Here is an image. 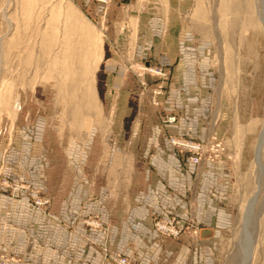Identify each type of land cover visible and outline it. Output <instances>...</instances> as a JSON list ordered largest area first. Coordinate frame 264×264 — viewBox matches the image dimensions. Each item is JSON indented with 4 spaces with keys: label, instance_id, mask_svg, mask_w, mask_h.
<instances>
[{
    "label": "crops",
    "instance_id": "1",
    "mask_svg": "<svg viewBox=\"0 0 264 264\" xmlns=\"http://www.w3.org/2000/svg\"><path fill=\"white\" fill-rule=\"evenodd\" d=\"M160 9L166 13L165 6L151 7ZM149 10L143 6L128 18L135 31L126 53L114 39L112 58H103L113 79L107 96L122 100L101 102L100 116L90 123H57L41 105L32 113L23 100L0 129V264L5 257L21 258V264H113L104 247L137 264H217L222 231L232 222L224 110L203 73L175 47L178 20L169 10L164 25L155 16L144 24ZM147 65L171 72L157 106L151 90L161 81L143 74ZM141 81L149 87L144 90ZM170 115L177 118L173 124L166 123ZM168 134L221 140L224 156L186 164L168 145ZM2 180L29 189L13 196ZM37 193L52 199L47 212L29 204ZM161 216L182 226L195 223L200 238L160 236L153 220Z\"/></svg>",
    "mask_w": 264,
    "mask_h": 264
},
{
    "label": "rangeland",
    "instance_id": "2",
    "mask_svg": "<svg viewBox=\"0 0 264 264\" xmlns=\"http://www.w3.org/2000/svg\"><path fill=\"white\" fill-rule=\"evenodd\" d=\"M163 5L166 13L151 10ZM143 6L150 8L144 24L155 16L164 25L169 10L178 20L175 47L224 110L232 222L222 231L217 264H242L247 246V264H264V0H0V129L23 100L57 123H90L101 102L119 101L107 96L113 79L103 58H112L114 39L126 53L135 28L128 18Z\"/></svg>",
    "mask_w": 264,
    "mask_h": 264
},
{
    "label": "built area",
    "instance_id": "3",
    "mask_svg": "<svg viewBox=\"0 0 264 264\" xmlns=\"http://www.w3.org/2000/svg\"><path fill=\"white\" fill-rule=\"evenodd\" d=\"M143 74L151 76L153 79L161 81V84L154 87L151 90V102L157 106L159 102L156 97L164 93V86L162 82L169 80L171 72L169 69L160 65H147L142 69ZM142 88L145 90L149 87L146 81H141ZM176 116L170 115L166 118L167 124H173L176 122ZM166 141L171 149L180 155L186 164L199 165L202 161L208 160L210 162H215L221 159L225 153V146L223 141L213 139L212 142H202L193 139L190 136L178 135V134H168L166 136ZM4 187L6 186L11 190V194L15 196L16 193L21 192V190H27L28 187L21 186L20 184H10L9 181L4 180L2 182ZM32 193V191H30ZM52 199L49 196H42L37 193L31 196L29 204L42 212H47ZM90 226H98L96 221H89ZM153 227L155 231L164 238L179 239L186 233L191 235L193 239L198 240L200 238V228L195 223H189L188 225L182 226L175 217L171 216H161L156 217L153 220ZM104 253L108 256L113 264H137L135 259L121 254H110L107 247H104ZM11 260V261H9ZM7 262H13L12 258H6L2 262L5 264ZM15 264H21L19 261L14 260Z\"/></svg>",
    "mask_w": 264,
    "mask_h": 264
},
{
    "label": "bare ground",
    "instance_id": "4",
    "mask_svg": "<svg viewBox=\"0 0 264 264\" xmlns=\"http://www.w3.org/2000/svg\"><path fill=\"white\" fill-rule=\"evenodd\" d=\"M263 139H264V135L262 136L261 142L259 144L260 145L259 152H260V149H261V145H262ZM247 243H248V241H247ZM250 258H251V250L248 249V246H247V250H246L245 257H244V260H243L242 264H247L249 262Z\"/></svg>",
    "mask_w": 264,
    "mask_h": 264
}]
</instances>
